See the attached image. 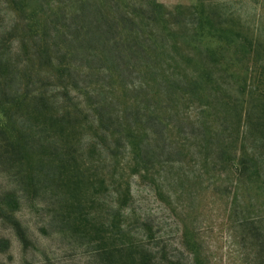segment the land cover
I'll use <instances>...</instances> for the list:
<instances>
[{
    "label": "trees",
    "instance_id": "trees-1",
    "mask_svg": "<svg viewBox=\"0 0 264 264\" xmlns=\"http://www.w3.org/2000/svg\"><path fill=\"white\" fill-rule=\"evenodd\" d=\"M7 2L19 16L10 37L20 32L29 60L19 69L11 51L0 55L8 83L26 81L0 106L1 128L24 161L32 136L16 129L19 108L54 130L58 182L114 195L121 233L132 176L162 200L210 192L207 229L192 221L165 235L138 219L142 237L129 226L107 264H264V23L244 34L237 17L225 27L203 3ZM6 204L15 211L19 199Z\"/></svg>",
    "mask_w": 264,
    "mask_h": 264
},
{
    "label": "rangeland",
    "instance_id": "rangeland-1",
    "mask_svg": "<svg viewBox=\"0 0 264 264\" xmlns=\"http://www.w3.org/2000/svg\"><path fill=\"white\" fill-rule=\"evenodd\" d=\"M159 1L169 8L203 3L225 27L231 16L237 17L244 34L255 33L256 26L262 28L264 23V0ZM15 22H19L18 14L7 0H0V43L4 46L0 45V55L11 51L20 69L29 57L20 51V32L10 37L9 28ZM6 77L0 68V106L14 94L12 88L20 89L26 84L20 80L11 85ZM44 82L48 84L47 90L53 89L52 82ZM40 86L36 81L30 85L31 89ZM13 112L16 129L32 137L29 161H24L22 155L9 145V136L2 131L5 117L0 109V264H107L105 249L117 250L125 236L129 238V226H132L130 237L141 238L142 228L137 225L148 217L155 219L162 227V233L179 232L183 223L192 221L206 229L212 225L209 191L200 192L194 201L188 196L180 201L173 197L162 200L154 187L139 176H132L133 198L125 209L121 233L117 228L118 218L113 216L114 195H93L87 185H82L77 192H70L58 182L59 171L52 163L57 147L54 130L49 124L40 122L41 118L26 115L25 109H14ZM90 133L88 129L85 136ZM33 173L35 184H28ZM10 195L19 199L15 211L6 204ZM16 221L21 223L22 233L17 229ZM206 235H210L209 230ZM208 242L212 243L211 237ZM148 243L146 241V245Z\"/></svg>",
    "mask_w": 264,
    "mask_h": 264
}]
</instances>
